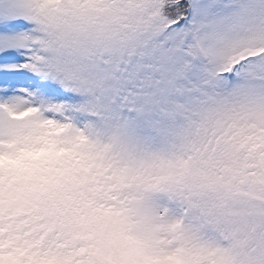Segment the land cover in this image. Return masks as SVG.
Listing matches in <instances>:
<instances>
[{
  "label": "snow or ice",
  "instance_id": "6c2138e0",
  "mask_svg": "<svg viewBox=\"0 0 264 264\" xmlns=\"http://www.w3.org/2000/svg\"><path fill=\"white\" fill-rule=\"evenodd\" d=\"M0 264H264V0H0Z\"/></svg>",
  "mask_w": 264,
  "mask_h": 264
}]
</instances>
